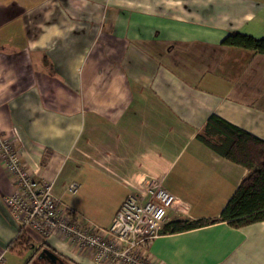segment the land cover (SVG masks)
Wrapping results in <instances>:
<instances>
[{"label": "crops", "instance_id": "0c3cea01", "mask_svg": "<svg viewBox=\"0 0 264 264\" xmlns=\"http://www.w3.org/2000/svg\"><path fill=\"white\" fill-rule=\"evenodd\" d=\"M238 29L264 37V0H0V133L84 227L107 228L128 194L157 185L176 198L169 219L217 216L246 168L198 131L217 113L264 138V53L223 45ZM15 189L0 159L5 264L29 258L18 255L20 232L68 262L97 264L59 233L21 227L5 202ZM147 254L264 264V221L159 234Z\"/></svg>", "mask_w": 264, "mask_h": 264}, {"label": "built area", "instance_id": "2783aa9c", "mask_svg": "<svg viewBox=\"0 0 264 264\" xmlns=\"http://www.w3.org/2000/svg\"><path fill=\"white\" fill-rule=\"evenodd\" d=\"M0 159L16 189L5 202L21 227H30L49 237L61 234L72 243L95 252L97 264H162L147 251L159 230L169 220L175 196L161 185L145 193H130L123 200L107 228L93 224L82 226L70 207L52 194L51 183L34 175L21 161L15 141L0 133ZM78 183L68 186L76 192ZM18 255L29 256L28 262L41 250L42 244L23 237ZM6 263V250H0V264ZM71 264H74L70 262Z\"/></svg>", "mask_w": 264, "mask_h": 264}, {"label": "trees", "instance_id": "16d2710c", "mask_svg": "<svg viewBox=\"0 0 264 264\" xmlns=\"http://www.w3.org/2000/svg\"><path fill=\"white\" fill-rule=\"evenodd\" d=\"M222 44L264 53V37L239 29L229 32ZM196 137L218 154L243 165L246 173L217 216L197 219L176 216L165 222L159 233L186 231L218 221H227L235 227L264 221V138L223 119L217 113L207 118ZM19 237H24L21 232ZM27 261L24 263L27 264Z\"/></svg>", "mask_w": 264, "mask_h": 264}, {"label": "water", "instance_id": "95a60500", "mask_svg": "<svg viewBox=\"0 0 264 264\" xmlns=\"http://www.w3.org/2000/svg\"><path fill=\"white\" fill-rule=\"evenodd\" d=\"M28 263V261H27ZM29 264H71L48 246H43Z\"/></svg>", "mask_w": 264, "mask_h": 264}, {"label": "rangeland", "instance_id": "374dc122", "mask_svg": "<svg viewBox=\"0 0 264 264\" xmlns=\"http://www.w3.org/2000/svg\"><path fill=\"white\" fill-rule=\"evenodd\" d=\"M30 229H32V228H30ZM34 232H36L37 234H39L41 237H42V234L41 233H39V232H37V231H35L34 229H32ZM42 244V243H41ZM9 255H10V251H8L7 252V254H6V262L8 261V257H9ZM18 257V256H17ZM24 262H25V260H23ZM23 261H20V263L21 264H23Z\"/></svg>", "mask_w": 264, "mask_h": 264}, {"label": "bare ground", "instance_id": "6f19581e", "mask_svg": "<svg viewBox=\"0 0 264 264\" xmlns=\"http://www.w3.org/2000/svg\"><path fill=\"white\" fill-rule=\"evenodd\" d=\"M27 264H29V262Z\"/></svg>", "mask_w": 264, "mask_h": 264}]
</instances>
